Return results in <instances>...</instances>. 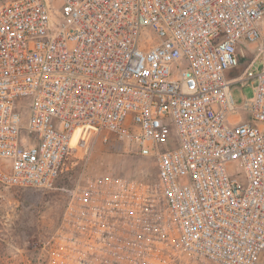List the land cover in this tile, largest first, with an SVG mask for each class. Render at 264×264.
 <instances>
[{
  "label": "built area",
  "instance_id": "2783aa9c",
  "mask_svg": "<svg viewBox=\"0 0 264 264\" xmlns=\"http://www.w3.org/2000/svg\"><path fill=\"white\" fill-rule=\"evenodd\" d=\"M100 137L156 178L69 189L52 264H264V0L2 4L0 185L64 189Z\"/></svg>",
  "mask_w": 264,
  "mask_h": 264
},
{
  "label": "rangeland",
  "instance_id": "374dc122",
  "mask_svg": "<svg viewBox=\"0 0 264 264\" xmlns=\"http://www.w3.org/2000/svg\"><path fill=\"white\" fill-rule=\"evenodd\" d=\"M9 0H0V6ZM252 54H249L251 57ZM249 57L241 59V68ZM240 71H233V76ZM236 101L251 95V86L234 84ZM67 170L57 182L64 189H35L0 185V264H52L53 250L66 238L64 214L69 189L93 176H126L153 182L157 167L153 156H143L130 143L101 137L86 149L74 150Z\"/></svg>",
  "mask_w": 264,
  "mask_h": 264
}]
</instances>
